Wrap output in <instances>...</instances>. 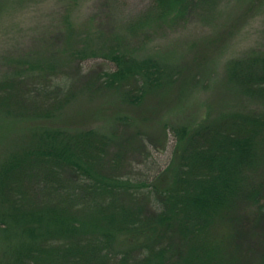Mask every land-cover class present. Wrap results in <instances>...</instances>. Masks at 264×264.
<instances>
[{
    "label": "trees",
    "instance_id": "trees-1",
    "mask_svg": "<svg viewBox=\"0 0 264 264\" xmlns=\"http://www.w3.org/2000/svg\"><path fill=\"white\" fill-rule=\"evenodd\" d=\"M216 1L150 0L131 37L184 29ZM71 12L58 27L61 50L42 39L41 48L0 53L1 126L13 125L0 147V232L15 238L0 264H264V52L231 64L228 80L241 88L234 109L169 128L170 160L136 171L131 142L141 141L148 161L166 139L140 130L130 113L116 116L122 130L112 135L57 127L73 96L63 69L112 62L90 86L125 90L133 109L173 78L124 42L94 45Z\"/></svg>",
    "mask_w": 264,
    "mask_h": 264
},
{
    "label": "rangeland",
    "instance_id": "rangeland-1",
    "mask_svg": "<svg viewBox=\"0 0 264 264\" xmlns=\"http://www.w3.org/2000/svg\"><path fill=\"white\" fill-rule=\"evenodd\" d=\"M118 5L111 9L105 0H0V53L41 48L42 39L54 44V51L61 50L58 27L63 16L72 11L71 22L81 33L89 30L94 45L107 46L119 40L125 43L121 49L127 53L151 57L164 65L173 80L148 91L133 109L123 98L125 90H109L102 80L98 87L90 86L96 75L114 69L112 62L76 60L71 68L62 70L73 96L65 105L64 116L54 123L57 127H91L112 135L122 130L116 116L130 113L140 130L160 144L166 139L167 150L161 153L151 148L154 156L148 161L141 141L138 139V146L131 142L130 148H138L132 152L130 165L136 171H150L170 160L173 136L169 128L198 125L204 120L210 123L223 111L234 109L241 88L228 80V72L244 54L264 52V0L216 1L205 11L206 19L194 18L199 15L196 12L191 25L148 36L149 40L144 32L132 38L130 25L144 18L150 0H121ZM1 122L0 118V147L13 127L8 123L1 126ZM8 233L0 232V253L2 247L8 249L15 242Z\"/></svg>",
    "mask_w": 264,
    "mask_h": 264
}]
</instances>
